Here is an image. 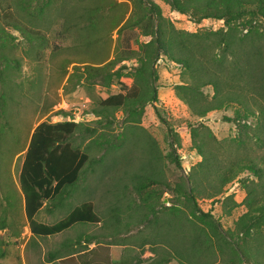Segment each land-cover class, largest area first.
Masks as SVG:
<instances>
[{"label":"rangeland","instance_id":"1","mask_svg":"<svg viewBox=\"0 0 264 264\" xmlns=\"http://www.w3.org/2000/svg\"><path fill=\"white\" fill-rule=\"evenodd\" d=\"M9 1H0V16L1 7ZM152 1L158 5L162 16L183 33L224 29L222 19L193 18L171 9L164 0ZM54 4L55 7L37 21V28L42 33L38 40L40 44H28L18 31L7 27L5 31L10 35L0 40V248L4 253L0 264H64L60 259L48 263L46 253L67 239L87 234L96 238L85 244L86 249L96 245L99 249L95 259L104 263L109 256L119 258L128 248L130 255L148 260L162 248H167L155 235V225L147 220L141 223V192H136L131 185L133 180L141 182V175L150 171L147 166L142 168L152 155L149 143L159 153L158 168L163 183H151L148 189L152 190L155 210H163L190 204V200L175 196L164 184L179 183L185 189L190 186L189 172L201 159L192 145L190 129L195 128L196 138L204 146L220 151V159L215 164L218 168H213L215 171L229 166L236 151L239 156L251 157L264 168V129L259 133L260 140L255 141L251 132L258 124L256 118L250 117V129L243 127L247 122L234 117V105L209 111L203 118L193 116L173 91L176 84L189 78L179 65L163 54L152 62L154 102L144 104L142 110L139 106L137 113L130 114L118 108L107 109L103 115L95 116L93 111L100 107L99 101L120 91V83L131 86L138 72L139 62L132 54L122 59L127 52L122 35H128L131 50H137V42H145L151 37L143 36L135 29L118 33L132 13V0H55ZM84 8H91V21L80 18ZM13 12H17L14 7ZM240 19L239 29L241 22L246 23L238 33L257 27L264 35V19L247 14ZM261 51L264 55V50ZM110 60L114 63L108 68L111 76L107 81L104 70L98 68ZM201 90L207 97L211 95L210 86ZM248 105L256 112L257 107L262 105L264 108V98L249 99ZM66 116L80 124L67 140L85 151L89 162L83 166L78 180L66 188L67 196L60 195L57 199L62 201L53 206L49 204L55 200L46 201L33 219L52 223L65 216L73 206L90 201L101 222H76L60 233L35 236L30 234L24 215L18 172L34 126L41 121L55 122ZM208 133L221 142V147L203 140L207 136V140L212 141ZM237 140L240 141L238 150ZM207 180L217 184L216 172L209 174ZM240 180L251 183L256 178L243 171L227 182L222 193L214 199L196 194L199 210L210 211L222 230L232 228V222L245 210ZM225 196H231L237 205L229 209L230 202L223 199ZM102 222L105 225L114 222L116 229ZM125 244L129 246L124 248ZM168 264L178 263L170 260ZM242 264L250 263L243 261Z\"/></svg>","mask_w":264,"mask_h":264},{"label":"trees","instance_id":"2","mask_svg":"<svg viewBox=\"0 0 264 264\" xmlns=\"http://www.w3.org/2000/svg\"><path fill=\"white\" fill-rule=\"evenodd\" d=\"M54 1L11 0L4 3L0 16V40L10 35L5 31L7 27L18 31L28 44H40L38 40L40 41L42 33L37 28V21L42 20L51 7H55ZM164 1L171 9L187 13L193 18L222 19L224 29L183 33L162 16L158 5L152 0H132V13L119 27L118 33L124 29H135L141 31V35L151 38L145 42H137V50H131L128 35H122L121 40L127 51L122 59H127L129 54H132L139 62L138 72L131 86L120 83V91L102 98L99 101L100 107L93 111L94 115L100 116L107 109L118 108L127 110L130 114L137 113L140 107L142 110L144 104L154 102L156 91L152 86L155 79L152 62L159 54H163L168 60L179 65L189 78L188 81L176 84L173 91L193 116L203 118L209 111L234 105V117L247 122L243 127L250 126V117L256 118L258 124L251 134L255 141H259V133L264 129V108L261 105L255 112L248 105V100L264 98V55L261 51L264 50V35L257 31H261L257 27L246 28L245 32L238 33L237 23L244 14L264 19V0ZM31 3H34V6L31 7ZM13 7L16 13L13 12ZM90 10L91 8H84L79 14L80 18L91 21L93 12L89 13ZM245 23L241 22L239 31L245 27ZM113 63L114 61L110 60L98 68L104 70L107 81L111 76L108 68ZM114 75L118 77V73L115 72ZM205 86L211 88L209 97L201 90ZM79 125V122L68 116L55 122L41 121L29 135L18 172V185L23 197L24 215L32 235L56 234L76 222H101L90 201L73 206L65 216L52 223L33 219L34 214L46 201L50 203L55 200L53 204L48 203L53 206L54 203L62 201L57 199L60 195L67 196L66 188L78 180L83 166L89 162L88 154L67 140ZM196 134L195 128L190 129L192 145L201 159L189 172V188L185 189L179 183L172 186L164 183L174 191L175 196L190 200L188 206L155 210L152 190L148 189V185L163 183V180L158 168L159 153L151 142V158L142 166H147L150 171L141 175V182L133 180L131 184L136 192H141V223L147 220V223L155 225V235L165 242L167 248H162L159 254L143 260L130 255L127 247L122 256H109L104 263L95 259L99 249L96 245L88 250L85 246L96 236L77 235L74 239L63 241L56 249L48 251L46 261L49 263L60 259L64 264H168L170 260H175L178 264H242L243 261L264 264V168L256 164L251 157L239 156L240 153L236 151L229 166L222 171H215L213 168H218L215 164L220 159V151L204 146V143L196 138ZM208 134L212 141H208L207 136L203 140L207 143L214 142L221 147V142L212 134ZM235 142L238 150L240 141ZM175 163L178 165V162ZM243 171L250 173L256 181H239L244 189L242 204L245 210L232 222V228L222 230L217 218H214L210 211L199 210L196 194L198 197L214 199L222 193V188L227 182ZM212 172H216L217 184H211L207 180V176ZM224 198L230 202L229 209L237 205L231 196ZM148 216L151 219H148ZM113 221L115 222L114 219ZM114 222L108 224L112 229H116ZM102 224L105 225L103 222ZM126 246L129 245L125 244L124 248ZM3 255L0 248V258Z\"/></svg>","mask_w":264,"mask_h":264},{"label":"crops","instance_id":"3","mask_svg":"<svg viewBox=\"0 0 264 264\" xmlns=\"http://www.w3.org/2000/svg\"><path fill=\"white\" fill-rule=\"evenodd\" d=\"M60 233V232H59ZM57 234V233H56ZM56 249V248H55ZM54 261H57V259L56 260H54Z\"/></svg>","mask_w":264,"mask_h":264}]
</instances>
